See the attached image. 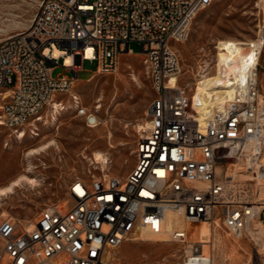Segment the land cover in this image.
I'll return each instance as SVG.
<instances>
[{
    "label": "built area",
    "instance_id": "1",
    "mask_svg": "<svg viewBox=\"0 0 264 264\" xmlns=\"http://www.w3.org/2000/svg\"><path fill=\"white\" fill-rule=\"evenodd\" d=\"M214 1L41 0L29 27L0 41V92L9 91L0 103V124L10 129L37 117L56 94L68 92L83 63L95 62L93 72L117 71L120 56L134 53L132 42L150 65L154 92L133 170L126 176L76 179L67 196L73 205L50 204L33 221H0V264H116V251L143 229L166 232L167 241L182 245L181 264H214L213 251L212 262L200 237L189 240L186 225L207 222L214 232L221 228L237 238L260 232L253 224L264 210L257 185L262 167L248 168L251 177L246 178L228 173L238 161L250 167L264 156L260 63L246 89L205 127L193 107V88L179 84L173 43L187 39L195 17ZM60 65L74 75L54 78ZM173 76L178 80L170 85ZM168 212L177 216L169 227ZM260 233L251 236L255 264H264Z\"/></svg>",
    "mask_w": 264,
    "mask_h": 264
},
{
    "label": "rangeland",
    "instance_id": "2",
    "mask_svg": "<svg viewBox=\"0 0 264 264\" xmlns=\"http://www.w3.org/2000/svg\"><path fill=\"white\" fill-rule=\"evenodd\" d=\"M40 1L0 0V41L27 29ZM260 2L215 0L195 17L187 39L173 43L183 68L179 84L186 89L193 88L195 109L203 98L195 85L198 71L207 64H210L208 71H213L216 44L220 38L257 37L264 25ZM130 49L134 53L122 54L114 73L93 72L95 62L83 63V70L71 89L56 94L58 107L47 105L37 117L17 129L0 124V188L22 175L36 181L35 187L13 188L0 195V221L6 218L3 214L22 222L33 221L50 204L65 202L73 205V200L67 196L70 184L76 179H87L92 174L126 176L133 170L136 144L144 132L140 126L147 122L145 112L154 92L150 65L146 56L140 54V45L132 42ZM260 65L263 78L264 48ZM64 74L74 75L61 65L52 72L54 78ZM83 110L87 113L82 114ZM90 114L99 118L101 124L98 127H89ZM21 133H24L23 137H20ZM97 154L102 155L106 163L97 161ZM257 185L260 197L264 194V179L257 177ZM254 222L256 230L264 231V210ZM186 226L191 229L190 241L200 237L209 256L212 257L213 251L214 264H255V239L251 236L256 238L260 232L237 238L221 228L214 232L204 223ZM167 240L165 234L155 236L142 231L116 251V264H181L178 249L183 246Z\"/></svg>",
    "mask_w": 264,
    "mask_h": 264
},
{
    "label": "bare ground",
    "instance_id": "3",
    "mask_svg": "<svg viewBox=\"0 0 264 264\" xmlns=\"http://www.w3.org/2000/svg\"><path fill=\"white\" fill-rule=\"evenodd\" d=\"M259 5V4H258ZM264 10V0H261L260 5ZM262 21V20H261ZM263 24V23H262ZM261 25V24H260ZM259 25V26H260ZM260 28V27H259ZM240 38V37H239ZM264 48V25L259 29L258 35L256 38L250 39H237L234 37H223L217 41L216 44V53L213 59V71L209 72L208 67L210 64H207L206 67H201V70L198 71L196 78L197 81L195 85H197V89L203 95L200 103L197 104V118L202 127H205L209 121H211L215 114L218 111H221L225 108V106L234 99L235 95L246 88V80L248 76L254 72L260 63L261 54ZM60 52L56 49L54 51V55L58 56ZM66 64L71 65V59L66 58ZM183 68L180 64V74L182 73ZM178 80V76H173L169 82L170 85H174ZM9 91L0 92V97L5 99ZM264 104V100H263ZM58 107L60 104L55 102V98L51 100L48 106ZM86 114V110H83ZM41 119L38 118L35 121H39ZM89 127L96 128L101 122L99 118L93 114H90L88 117ZM1 123V122H0ZM106 126L107 122H104ZM149 123L145 122L144 126H140V128L146 129L148 128ZM15 131V130H14ZM20 131H15V133H19ZM24 133L20 134V137H23ZM97 161H101L102 163H106L105 158L97 154L95 156ZM264 158L252 164L250 167H244L240 161L234 163L229 168V175L232 177L238 178H246L251 177L248 172L249 169H257L262 167V169L258 170L259 178L264 179ZM257 165V166H256ZM260 181V180H259ZM259 183V182H258ZM36 181L28 177L27 175H22L19 178L11 181L8 186L0 188V195H4L7 190H12L13 188H19L22 186L35 187ZM263 189V188H262ZM263 194V190L262 193ZM260 202V208L264 205V194L258 198ZM6 218L10 217L8 214H3ZM175 221L177 223V216L168 212L166 214V223L169 227L170 224ZM210 225L207 222H201ZM255 223V222H254ZM255 228L257 227L256 223L254 224ZM254 228V229H255ZM169 228L167 229V231ZM143 232H149L156 236V234L152 233L147 229H143ZM167 235L168 233L163 232L160 235ZM134 239V238H133ZM115 258V257H114ZM210 259L213 262L212 257ZM243 264V263H242Z\"/></svg>",
    "mask_w": 264,
    "mask_h": 264
}]
</instances>
